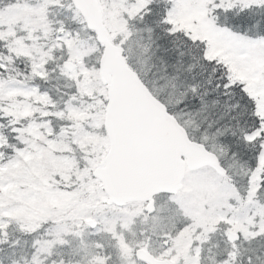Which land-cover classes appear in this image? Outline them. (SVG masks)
Instances as JSON below:
<instances>
[{
  "label": "snow or ice",
  "instance_id": "snow-or-ice-1",
  "mask_svg": "<svg viewBox=\"0 0 264 264\" xmlns=\"http://www.w3.org/2000/svg\"><path fill=\"white\" fill-rule=\"evenodd\" d=\"M0 264H264V0H0Z\"/></svg>",
  "mask_w": 264,
  "mask_h": 264
}]
</instances>
